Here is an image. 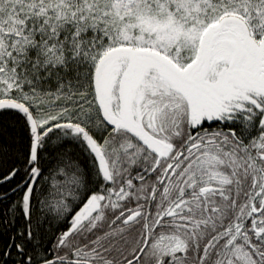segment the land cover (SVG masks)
Returning a JSON list of instances; mask_svg holds the SVG:
<instances>
[{"label": "snow or ice", "instance_id": "snow-or-ice-1", "mask_svg": "<svg viewBox=\"0 0 264 264\" xmlns=\"http://www.w3.org/2000/svg\"><path fill=\"white\" fill-rule=\"evenodd\" d=\"M0 264H264V0H0Z\"/></svg>", "mask_w": 264, "mask_h": 264}]
</instances>
